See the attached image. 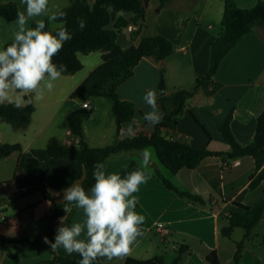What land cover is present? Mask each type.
I'll list each match as a JSON object with an SVG mask.
<instances>
[{"label": "crops", "instance_id": "1", "mask_svg": "<svg viewBox=\"0 0 264 264\" xmlns=\"http://www.w3.org/2000/svg\"><path fill=\"white\" fill-rule=\"evenodd\" d=\"M233 1L237 7L246 9L262 0ZM7 2L15 3L19 12H25L26 5L21 0H0V3ZM68 5V0H49V14ZM222 13L223 0H169L161 8L159 0H149L142 16L111 13L107 29L115 32L119 47L135 46L142 37L159 35L172 44L173 52L160 63L142 59L134 67L132 76L117 87L119 99L132 103L135 110L132 121L123 124L118 134L112 115L107 120L96 116L90 117L86 122L83 119L82 114L86 110L82 108V104H89L91 110L88 113H91L96 109L99 97L92 98L90 102L83 100L85 97L72 99L80 101L76 103L77 109L72 110L82 119L87 146L102 148L112 145L116 140L131 138L137 133L150 135L156 131L160 136L194 148L224 154L229 152V146L218 132V126L230 111V128L234 138L241 145L250 143L255 120L264 108V28L254 27L251 33L241 37L222 59L213 78L196 84V79L207 73L210 46L221 32ZM45 17L29 20L27 27H35L36 20H44ZM16 21L17 19L9 22L0 18V50H3L6 43H13L14 33L17 31ZM130 26L134 27L132 32L127 31ZM50 28L55 29L52 25ZM78 59L82 69L71 76L61 75L56 81L59 85H71L67 89V99L73 89L101 63V54H79ZM161 70L165 85L162 97L168 105L176 92H193L184 100L181 114L174 117L169 125L152 127L143 119V114L151 110L144 104L143 96L150 90L155 91L156 98L159 96ZM59 94L57 87L50 92L45 91L44 101L41 103L46 110L45 124L39 129L37 136L34 132V138L29 129L40 101H33L35 110L30 124L24 129H17L23 133V138H27V142H17L22 152L37 148L35 144L41 134L49 131L57 116L56 111L52 110ZM157 104L162 113L158 102ZM65 114V139L61 140L55 135L54 138L62 144L75 147L78 139L70 135ZM130 123L134 126V134L127 131ZM10 157L14 159L15 168L3 173L0 170V238L25 239L27 242L4 243L0 248V264H45L52 257L49 244L45 243L52 205L42 199L34 187L21 183L20 178L15 175L18 153L2 160L6 161ZM131 162L141 166L138 150L110 156L106 161V171L119 172ZM143 170L151 179L134 193L138 199L135 211L145 217V222L141 225L143 235L137 238L130 255L112 261L98 257L101 264H123L127 258L148 260L159 256L163 258L164 264H170L177 256L179 247L183 246L186 249L179 264H209L205 261V256L212 252L215 253L218 264H232L236 244L239 242L242 243L239 264H264V212L261 221L250 230L246 238L245 231L241 228L233 229L229 237L220 232L228 224L226 217L232 204L251 206L263 193V183L255 189L248 187L249 177L254 171L251 157H207L196 168L181 169L172 175L159 164L154 152L150 167ZM161 178L181 191L199 196L204 205L179 198L163 184ZM75 183L81 185L80 181ZM48 194L53 203L63 204V192L48 188ZM63 217L68 226L84 220L82 209L75 205L68 207L67 212L64 211L52 221V242ZM259 224L262 228L255 231ZM235 235L239 237L235 238ZM53 251L56 256L68 255L63 247Z\"/></svg>", "mask_w": 264, "mask_h": 264}, {"label": "trees", "instance_id": "2", "mask_svg": "<svg viewBox=\"0 0 264 264\" xmlns=\"http://www.w3.org/2000/svg\"><path fill=\"white\" fill-rule=\"evenodd\" d=\"M69 5L59 11L66 15L57 21L48 22L44 18L46 31L55 33L59 27L66 28L72 39L67 41L62 50L53 57L57 65L66 66V71L61 75L71 76L82 69L78 55H88L100 52L101 63L96 66L87 77L69 94L68 99L80 97L106 98L110 101V113L114 118L116 134L121 126L132 121L135 110L132 103L119 99L116 93L117 87L130 78L134 67L144 58L160 63L173 52L172 44L162 36L142 37L137 45L121 48L116 42L115 32L108 30L111 13H130L138 16L144 14L145 6L149 0H68ZM169 0H159V8L163 7ZM18 8L15 3H0V18L6 21L17 19ZM55 14V13H54ZM83 19L86 26L83 30L78 21ZM58 27L51 30V24ZM221 32L211 43L209 66L203 77L196 79V84L210 81L215 75L219 64L225 55L233 49L239 39L251 33L254 27L264 28V0L258 1L254 6L241 9L233 0H223V13L221 18ZM11 43H6L3 49ZM163 71H160L158 83L159 103L163 119L158 127H166L174 117H178L182 111L184 100L192 95L193 91H179L172 95L168 105L162 97L164 92ZM31 95V94H30ZM33 103L24 107H16L13 103L0 104V121L8 124L13 129H24L31 122L34 112ZM232 111L219 124L218 132L229 146L228 153H211L207 150L197 149L189 144L171 140L160 136L156 131L150 135L137 133L131 138L116 140L112 145L102 148H89L84 141L82 119L73 110L65 114V122L72 137L78 139L77 145L69 146L60 143L55 138H50L45 147L31 148L22 152L18 143L1 144L0 160L18 153L15 175L25 186H32L52 205V214L49 218V231L46 237L52 241V221L62 213L64 207L75 204L56 205L48 194V188L56 192H63L71 184L80 181L81 186L87 191L94 183L93 165L97 162L103 163L106 169V161L120 152L140 150L145 147L152 148L160 165L170 174L175 175L181 169L192 170L199 163L212 156L224 155L228 159L248 156L254 161V171L249 177V189H255L260 183L264 184V108L255 120L254 134L250 143L239 144L234 138L230 123ZM137 166L131 162L127 167L121 169V176L136 170ZM163 184L179 198L191 203L204 205L203 200L197 196L174 187L169 181L161 178ZM2 183L0 182V185ZM264 212V189L261 197L251 206L232 204L227 213V226L220 230L221 235L229 237L233 229L241 228L245 231L246 238L250 230L261 221ZM27 242L25 239L5 240L0 238V248L6 243ZM264 243V239H263ZM52 257L45 264H79V254L73 253L63 257L56 256L49 244ZM185 247H179L177 256L170 264H179ZM242 251V243L236 244L232 264H239ZM209 264H218L214 252L205 256ZM94 264H101L99 258ZM123 264H164L162 257H154L148 260H135L127 258Z\"/></svg>", "mask_w": 264, "mask_h": 264}, {"label": "clouds", "instance_id": "3", "mask_svg": "<svg viewBox=\"0 0 264 264\" xmlns=\"http://www.w3.org/2000/svg\"><path fill=\"white\" fill-rule=\"evenodd\" d=\"M21 3L26 9L17 13L14 41L0 50V104L7 101L18 108L41 101L45 91H52L54 81L66 71V66L55 64L53 57L72 39V34L62 26L55 33L46 31L44 20H36L35 27H27L28 21L36 17L46 16L51 23L66 15L62 11L50 15L49 0ZM78 24L81 30L86 26L83 19ZM143 102L151 109L143 114V119L155 127L163 119L155 91H148ZM127 131L135 133L133 124L127 125ZM138 157L141 166L124 176L107 172L104 164L97 162L93 165L94 183L87 191L79 183L64 189L62 203L82 209L84 220L68 226L61 218L54 242L45 237V243L53 250L63 247L69 255L79 254V264H94L98 257L112 261L130 255L137 238L143 235L141 225L145 222V217L135 211L138 199L134 193L151 179L143 169L153 162L154 150L140 149ZM64 210L68 211L67 206Z\"/></svg>", "mask_w": 264, "mask_h": 264}, {"label": "rangeland", "instance_id": "4", "mask_svg": "<svg viewBox=\"0 0 264 264\" xmlns=\"http://www.w3.org/2000/svg\"><path fill=\"white\" fill-rule=\"evenodd\" d=\"M51 25L55 29L58 27V25H56L54 23H52ZM81 56H83V55H81ZM56 81H54V88L57 87V89L60 90V94L56 98L57 104L53 107L52 111H56L57 116L55 117L53 124L49 128V131H45V133L41 134L39 141L37 142V144H35L37 148L45 147L49 137L54 138L55 136H57V137H60L61 140L65 139L64 130H63V126L65 125V123L63 120V115H64V113H67V111H69V110L77 109L76 103L80 102V101L75 102L73 100L66 98V95H67L66 93H69V92H67L68 91L67 89L71 86L70 84L59 85ZM64 91H66L65 94H64ZM64 97H65V102H63ZM83 100H85L86 102H90L92 100V98L90 99V98L85 97V98H83ZM98 100H99L98 101L99 103L93 112L88 113V111H85L82 114V117H83V119H85V122L87 119H89L92 116L104 118L106 120L111 118V113H110L111 103H110V101L106 98H99ZM43 101H44L43 99L40 101V104H39L40 106L37 105V111H36L35 115L32 117L33 121H32V125L30 127L31 129H29V132L32 133V138L35 137L34 132L36 133V136H37L39 133V129L41 127H43V125L45 124L46 110L44 107H42V104H41ZM5 102H7V101H5ZM54 129H56V130L54 132H52L51 130H54ZM51 133H54V134L52 136L48 137L47 135H50ZM22 134L23 133H21L20 131L13 129L8 124L0 121V145L1 144H13V143H17V142H27V138H23ZM14 168H15V163H14L13 157H10L6 161H3V160L0 161V170L2 173H3V171L13 170ZM261 228L262 227L259 224L255 227V231H258ZM239 232H242V231L239 229ZM237 237H239V236L235 235V238H237Z\"/></svg>", "mask_w": 264, "mask_h": 264}, {"label": "built area", "instance_id": "5", "mask_svg": "<svg viewBox=\"0 0 264 264\" xmlns=\"http://www.w3.org/2000/svg\"><path fill=\"white\" fill-rule=\"evenodd\" d=\"M134 30V27L133 26H130L127 28V31L129 32H132ZM82 108L85 109L86 111H90L91 110V106L87 103H83L82 104ZM162 226H165V225H162Z\"/></svg>", "mask_w": 264, "mask_h": 264}]
</instances>
